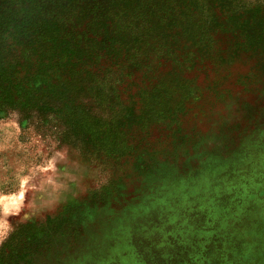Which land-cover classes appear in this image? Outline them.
<instances>
[{
  "label": "rangeland",
  "instance_id": "rangeland-1",
  "mask_svg": "<svg viewBox=\"0 0 264 264\" xmlns=\"http://www.w3.org/2000/svg\"><path fill=\"white\" fill-rule=\"evenodd\" d=\"M24 7L90 47L53 65L7 40L0 91L88 73L91 129L0 102V264H264V0Z\"/></svg>",
  "mask_w": 264,
  "mask_h": 264
},
{
  "label": "trees",
  "instance_id": "trees-1",
  "mask_svg": "<svg viewBox=\"0 0 264 264\" xmlns=\"http://www.w3.org/2000/svg\"><path fill=\"white\" fill-rule=\"evenodd\" d=\"M31 1L25 0L21 5V9H18V3H15L10 10L6 9L0 13V54H3V43L9 40L10 45L7 44L8 48H12L11 46H17L22 49L35 47L38 50L39 57L52 56L53 65L60 63L64 58L75 57L76 59L73 61H79L77 60L78 58L85 56L91 42H84V39L75 40V38L67 41L68 34L59 30L55 26L56 23L50 21L52 19L46 18V14L34 16L24 11V5L29 4ZM31 16L34 18L43 17L44 20L38 22L35 19L34 24H29L26 21ZM1 31L3 34H1ZM11 65L13 64L11 63ZM16 67H18V64L14 62L12 74L15 73ZM61 68L63 70L59 76H63L65 82L59 79L55 80L56 84L52 87H50V84H53L52 81L45 84L39 83L34 90L29 93L25 92L16 99H12L10 89H3V91H0V102L3 103V107H6L11 106V102L15 100L23 118H30L33 113H39V115L48 114L52 108L56 122L65 119L76 135L90 136V123L87 121L80 104L79 93L82 89L78 90V88L82 86L83 81H89L92 76H87L88 73L82 76L78 75L79 73L75 68L66 64H63ZM53 71L60 74L56 71V68ZM0 81L6 82L7 85L10 84L6 80L5 69L2 68L1 63ZM47 84L49 85L47 86ZM85 88L87 87L83 89ZM76 109L77 111H75Z\"/></svg>",
  "mask_w": 264,
  "mask_h": 264
},
{
  "label": "snow or ice",
  "instance_id": "snow-or-ice-1",
  "mask_svg": "<svg viewBox=\"0 0 264 264\" xmlns=\"http://www.w3.org/2000/svg\"><path fill=\"white\" fill-rule=\"evenodd\" d=\"M0 235H2V233H0Z\"/></svg>",
  "mask_w": 264,
  "mask_h": 264
}]
</instances>
